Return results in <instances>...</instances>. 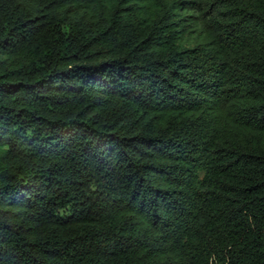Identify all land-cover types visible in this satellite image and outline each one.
<instances>
[{
    "label": "trees",
    "instance_id": "16d2710c",
    "mask_svg": "<svg viewBox=\"0 0 264 264\" xmlns=\"http://www.w3.org/2000/svg\"><path fill=\"white\" fill-rule=\"evenodd\" d=\"M0 264H264V0H0Z\"/></svg>",
    "mask_w": 264,
    "mask_h": 264
}]
</instances>
